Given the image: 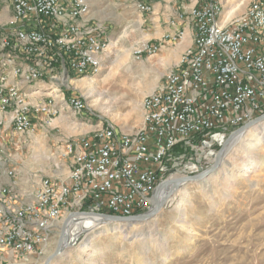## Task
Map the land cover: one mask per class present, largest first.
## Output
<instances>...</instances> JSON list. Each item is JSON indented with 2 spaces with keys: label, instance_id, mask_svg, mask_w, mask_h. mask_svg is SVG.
Returning <instances> with one entry per match:
<instances>
[{
  "label": "rangeland",
  "instance_id": "obj_1",
  "mask_svg": "<svg viewBox=\"0 0 264 264\" xmlns=\"http://www.w3.org/2000/svg\"><path fill=\"white\" fill-rule=\"evenodd\" d=\"M207 1L212 0H197V4ZM218 1L223 14L234 8L231 19L235 22L245 15L252 0ZM78 2L89 6L85 26L97 28L105 40L99 71L85 79L91 90L76 82L86 108L80 113L62 114L69 120L68 127L58 122L61 117L58 112H45V132H41L46 134L43 146L48 151L46 160L31 166L37 150L33 137L23 138L20 148L10 149L13 157L18 154L13 166L20 170L19 177L29 172L38 178L52 176L57 183L61 182L66 169L60 152H64L67 140L90 136L101 126H114L119 133L136 131L141 124L143 96L164 81L158 82L163 69L157 68V52L153 55L143 52L147 43L145 31L140 26L141 14L133 0ZM171 36L163 40H179L178 34ZM124 58L126 61L120 65ZM136 88L139 94H135ZM98 98L99 104L109 101V111L101 112L94 107V100ZM42 103L47 107L53 105L48 97ZM242 132L240 138L237 134L225 143L228 132L221 144L212 145L208 151L198 140L174 150L172 161H168L169 172L160 182L196 175L212 166L215 169L198 181L176 185L175 191L147 219L97 225L94 216L88 214L96 211L88 206L85 210L68 208L37 252L14 254V260L7 262V256L12 253H4L1 264H264V119ZM222 145L223 150L216 157ZM209 151L212 156L207 155ZM188 164H197L198 172L188 174ZM247 168L250 172L245 176L243 171ZM171 196L172 201L168 202ZM83 217L92 220L89 227L95 224L94 229L88 227V231L82 225L80 218ZM67 219L70 223L75 221L81 229L71 245H63L62 241L63 235L71 230L70 223L64 229L63 222Z\"/></svg>",
  "mask_w": 264,
  "mask_h": 264
},
{
  "label": "built area",
  "instance_id": "obj_2",
  "mask_svg": "<svg viewBox=\"0 0 264 264\" xmlns=\"http://www.w3.org/2000/svg\"><path fill=\"white\" fill-rule=\"evenodd\" d=\"M78 8L88 12L89 6L75 0L73 11L78 13ZM52 11L53 5L42 0H18L10 34L0 33V65L2 49H9L24 55L29 67L35 68V78H45L54 66H61L69 73L90 70L86 56L79 55V48L57 40ZM216 12L212 0L196 14L194 25L205 44V52L197 56V70L188 76L187 84H179L189 86L188 97H177V91L166 97L165 108L150 119L142 143L129 146L127 140L114 138L110 129L108 134L84 143L67 140L65 155L72 144H80L81 153L73 163L78 175L66 184L61 204H53V197H48L50 177L40 179L33 200L25 201L23 210H16V202H11L10 191L5 188L10 208H0V264L4 253L30 255L44 245L50 229L47 227V235H40V227H45L44 211L56 214L62 205L79 209L85 202L89 209H102L122 217L149 211L152 193L160 178L169 172L168 161H172L175 147L198 140L208 151L212 145H218L211 139L212 135L217 134L223 142L228 132L264 113V7L253 16L258 17V24H251L249 19L232 35L217 34ZM13 29H20V36H13ZM92 39H99L101 46L97 35L81 39L80 47L91 44ZM9 41H16V48H9ZM47 43H54L53 53H45ZM65 49H74V58H66ZM71 60L81 61L83 70L70 71ZM6 91L9 88H5V94ZM17 95L20 94L13 97ZM76 102L84 107L79 98ZM169 107H176V114H169ZM18 118L19 124L30 123ZM14 130H18V125ZM207 155L212 153L209 151ZM187 169L188 174H194L199 167L188 164ZM81 181L93 183V192L79 190ZM29 210H37V220L27 221Z\"/></svg>",
  "mask_w": 264,
  "mask_h": 264
},
{
  "label": "bare ground",
  "instance_id": "obj_3",
  "mask_svg": "<svg viewBox=\"0 0 264 264\" xmlns=\"http://www.w3.org/2000/svg\"><path fill=\"white\" fill-rule=\"evenodd\" d=\"M42 1H44L47 4L53 5L52 18L53 21L55 22V27H57V40H59L60 43H64L65 45H70L73 48H79V55L86 56V60H88V67H90V70L88 71H82L83 63H81V61L71 60L70 71H82V73L80 74L68 73V74L70 76L72 75L75 79L84 77V79H81L79 81V86L80 87L85 86L91 90L92 86H87L88 82H86L87 80L85 79L88 76L95 75L96 73H98L99 62L101 57L100 54L104 50V48L102 47H105L106 44L102 36V33L96 31L97 28L90 27L89 29H87L84 24V21L87 19V16H89L88 15L89 8H88V12L85 11V8H78V13H77L76 11H73V8L75 7V0H42ZM133 1L135 7L139 12H145L149 10V5L147 0H133ZM195 1L196 4L189 10V16L191 17L194 27L192 43L188 48L185 49L184 53L181 55L178 66L176 67L177 69L170 70L169 72H167L164 76V81L162 82V85L157 87L154 91L150 92L149 94L143 96L141 102L142 117H141L140 127L136 131L130 133L127 132L119 133L117 132L114 126L105 125L106 127L101 126L93 130L92 135L88 137H82L80 139L74 140L76 143H84L87 142V140L97 139L98 137L108 134L110 129L112 130V136L114 138H121V140H127V145L136 146V144L142 143L144 136L147 135L150 119L153 118V115H155L156 112H162L163 108H165L166 97L173 96L174 91H177V97L179 98L188 97L189 86H179V84H187L188 76L194 73L195 70H197V63H196L197 56L205 52V44L204 42H202V40L199 39V33L196 30L194 22H196V14L202 12V8H205L206 3L199 5L197 4V0ZM10 3L12 7V16L9 18L7 23V28H9V31L0 32L2 33V35H9L10 29L13 28L12 19L14 17V14H16V5L18 4V0H11ZM215 4L217 11L215 14V25L217 29V34L232 35V33L236 31L238 28L242 27L243 25H246L249 19H251V24H258V17H253V16H256L257 11L264 7V0H252L248 6V10L246 11L245 15L239 20H236L235 22L231 19V17L235 12L234 8L230 7V9L225 10L223 14L222 4L218 0L217 1L215 0ZM82 5H87V4L83 3ZM97 35H100L101 46L99 45V39H92L91 44L86 45L85 47H80L81 39H85L86 37H96ZM13 36H20V29H13ZM146 38L147 36L145 35L144 41ZM262 40H264V29L262 32ZM9 48H16V41H9ZM145 51L151 55H153L156 52L155 47L150 46L149 44H146V47L144 48L143 52ZM53 52H54V43L45 44V53H53ZM14 53L16 54V51H10L9 49H2L3 64L0 65V67L5 68L6 72L9 71L14 76H18L23 83L24 82L33 83L34 81L38 82V80H44V79H48V80L58 79L59 68H61V66H58L55 72L51 73L50 75L48 74V76H46L45 78H35V68H30L29 63L24 65L16 64ZM122 55L126 56L127 54H122ZM65 57L74 58V49H65ZM125 59L126 58L121 59L120 65L124 63V61H126ZM107 77L108 76H106V78ZM0 81L2 84L0 85V111H5L8 110V108L13 107L14 113H13L12 121L14 126L18 125V130L16 132L24 133L26 130H28L31 127L30 112H40L41 106L35 103L31 104L29 101H27L26 98L24 97V93L20 91L19 86L17 85L4 86L5 75L3 74L0 75ZM153 87L154 86L150 87L151 88L150 91L153 89ZM5 88H9L10 90V91H6V94H5ZM73 88L74 89L72 90L66 88L65 91L64 90L61 91L58 89L56 95H60L62 101H64L65 104L72 111L81 112L86 108V101L83 96L79 95L80 93L78 92V90L75 89V87ZM134 92L135 94H139L140 91L136 88ZM51 93L55 94V91L54 92L52 91ZM13 94H20V95L13 97ZM78 98L82 101V106L84 107H81L80 104L76 102ZM100 101H101L100 98L94 100L93 103L94 107H96L101 112L109 111L108 110L109 101L108 102L104 101L103 103L99 104ZM150 101H155V102L150 104ZM53 112H58V110L53 109ZM169 114H176V107H169ZM18 117H22L23 122H30V123L19 124ZM242 133H243L242 131L241 133H239L240 135L238 136L239 138L241 137ZM63 153L65 154V149ZM80 153H81L80 144H72L71 149L66 151V156L71 157V164L67 168V175L65 179L57 183L55 180L50 178L51 187L48 188V197H53V204H61L63 202L64 193L66 191V184L69 183L72 180V178L75 177V175H78V168L77 166H74L73 163L76 162V157H78ZM249 172L250 170L249 168H247L245 171H243V174L247 176ZM11 173L12 171H8L7 175L10 176ZM174 187L175 186L172 183H169L165 185L163 188H161L158 195L161 203L165 202V199L166 197H168V194L170 195L172 192L175 191L176 187L175 188ZM79 190H85L86 192H93V183L89 181H81L79 182ZM1 194L2 196H5V188L1 190ZM170 201H172V196L168 198V202ZM0 208H10V204L7 203L4 205H0ZM68 208H71V206L62 205L60 210H58L56 214L53 211H44V215L42 217V225H44L45 227H40V235H45V234L47 235V227H50L49 232H51V230L55 226V222L57 221V219L63 214V212H66L65 210H67ZM23 209H24V205H20L16 207V210H23ZM94 218L97 221V225L105 223L99 221L97 217ZM35 220H37V210H29V213L27 214V221H35ZM70 221L69 219L68 221L64 220V222H66L64 229L68 227L67 225L70 223ZM80 221L82 222V225L86 227L87 230L89 231L88 227L90 225V222L92 223V220L83 217L80 218ZM70 226H71V230L67 231L66 236L63 235L62 238V241H64L63 245H68V244L71 245L74 242L75 237L81 231L80 225H78L75 221L74 222L72 221L70 223ZM91 227L94 229L95 224H93ZM123 229L124 228H122L121 230ZM22 255H26V254H22Z\"/></svg>",
  "mask_w": 264,
  "mask_h": 264
},
{
  "label": "crops",
  "instance_id": "obj_4",
  "mask_svg": "<svg viewBox=\"0 0 264 264\" xmlns=\"http://www.w3.org/2000/svg\"><path fill=\"white\" fill-rule=\"evenodd\" d=\"M10 1L11 0H0V32L9 31V28H7V23L9 18L12 16V7ZM147 2L149 5V10L145 11L144 13L140 12V16L142 19L140 21V26L143 27L145 31L144 35L147 36V38L145 39V41L147 42L146 44L155 47L157 53L155 52L156 54H154L157 56V68L163 69V73H161L159 79L157 77L159 82V80L164 79V76L167 72L177 69L176 67L178 66L181 55L184 53L185 49L188 48L192 43L194 27L191 17L189 16V10L196 4V1L147 0ZM86 28L89 29L90 27L86 26ZM174 34L179 35L178 41H164L167 40V38L172 37L171 35ZM14 57L15 62L18 65L29 63V61L20 52H16ZM57 68L58 66H54L53 70L51 72H48V74L50 75L51 73L55 72ZM68 73L69 72L61 67L59 68L58 79H44L38 80V82L34 81L33 83H23L18 76H14L9 71L6 72L5 68L0 67V75H5L4 86L17 85L19 86L20 91L24 93V97L26 98V100L31 104H34L35 102H41L35 103L41 106L40 114H35L39 112H30L31 127L24 133H18L14 130V124L12 121L14 113L13 107H10L5 111H0V205H4L7 203L10 204V200H7V198L5 196H2L1 194V189L3 188H6L10 191L11 202H16V207L24 205L25 201H32L34 189L38 186V183L42 178V176L38 178L37 175H32L29 172H26V175L24 177H19V174L21 173L20 170L17 167L13 166L15 162H17L18 154L16 153L13 157L12 155L14 154V152H12L11 154L10 149L12 148L13 150L20 148V143L22 142L23 138L29 140H31L32 137L35 138L32 142L33 145L37 147V150L35 151V153H33L31 166L39 165V163L46 160V156L48 154V151L43 147L45 144L46 134L41 132V130L45 132V130L43 129V124L45 123V112L57 109L61 117L63 116L62 114L80 113L72 111L65 104V102L62 101L61 96L56 95L58 89L61 91H65L66 88L72 90L74 89L73 87L77 89L76 82H79L80 78L75 79ZM21 83H23L24 85ZM160 85H162V83ZM52 91H55V94L51 93ZM46 97L50 98L51 101H53V105H50L52 107H47L48 105L42 103ZM61 117L59 118L58 122H61V124L67 126L69 120H67L66 117ZM51 121L52 119L50 120V122ZM50 122L48 124H50ZM60 156L67 173V168L71 164V157L66 156L63 153V150L60 152ZM42 159L44 160L40 161ZM8 171H13V175H7ZM66 173L62 175V179L65 178ZM46 177L51 178L52 176ZM13 256L14 254H9L7 256L8 259L6 260V262L10 260L13 261Z\"/></svg>",
  "mask_w": 264,
  "mask_h": 264
},
{
  "label": "water",
  "instance_id": "obj_5",
  "mask_svg": "<svg viewBox=\"0 0 264 264\" xmlns=\"http://www.w3.org/2000/svg\"><path fill=\"white\" fill-rule=\"evenodd\" d=\"M264 119V115L259 116L258 118L254 119L251 122H248L247 124H244L242 126H240L239 128L233 130L232 132H230L229 136L227 137V139L225 140V142L231 140L233 137H235L237 134H239L241 131H243L244 129L248 128L249 126L262 121ZM211 139L216 141L218 144L222 143L221 138H219V136L217 134L212 135ZM225 144V143H224ZM223 150V145L221 146L220 150L217 153L216 157H219V155L221 154V151ZM215 169V166H212L209 170L204 171L202 173L196 174V175H191V176H183L177 179H169V180H164L162 182H160L156 188L154 189L153 193H152V201H153V206L152 209L149 211V213H145V214H139V215H133V216H127V217H122V216H116V215H111V214H105V213H98V212H91L88 213L94 217H97L99 219V221L101 222H105V223H134V222H140L143 221L145 219H147L150 215H152L153 213H155L157 211V209L159 208L161 202L159 199V192L161 190V188H163L165 185L172 183L174 186L180 184V183H189V182H194V181H198L201 178L205 177L206 175H208L209 173H211L213 170ZM70 217V216H69ZM68 217V218H69ZM65 221H68L65 220ZM63 225H66V222H63Z\"/></svg>",
  "mask_w": 264,
  "mask_h": 264
},
{
  "label": "trees",
  "instance_id": "obj_6",
  "mask_svg": "<svg viewBox=\"0 0 264 264\" xmlns=\"http://www.w3.org/2000/svg\"><path fill=\"white\" fill-rule=\"evenodd\" d=\"M233 130V129H232ZM177 149H179V146H177V147H175V149L174 150H177ZM87 206H88V203H83V205L81 206V209L82 210H85V209H87ZM94 211H96V212H99V213H105V214H110L109 212H106V211H104V210H102V209H93Z\"/></svg>",
  "mask_w": 264,
  "mask_h": 264
}]
</instances>
